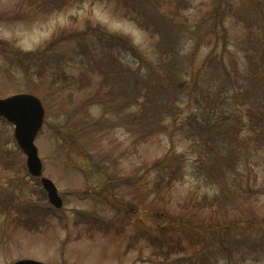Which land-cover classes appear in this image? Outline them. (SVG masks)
Returning a JSON list of instances; mask_svg holds the SVG:
<instances>
[{"label":"rangeland","instance_id":"374dc122","mask_svg":"<svg viewBox=\"0 0 264 264\" xmlns=\"http://www.w3.org/2000/svg\"><path fill=\"white\" fill-rule=\"evenodd\" d=\"M25 1L0 0V97L16 93L46 96L45 101L39 96L45 115L34 142L43 164L42 175L54 182L62 206L57 209L48 203L39 178L27 172L26 157L13 138V125L0 119V264L21 258L46 264H264V250L256 255L240 247L238 253L230 242L238 237L255 240L259 224L264 225V133L255 135L249 130L250 112L247 101H243L247 94L234 88V84L242 81L241 73L247 67L242 56L244 48L258 49L252 55L254 63L264 68V23L256 21V11L264 20V0L258 5L250 0H226L231 5L230 13L223 19L227 29L226 50H222L221 40L216 42L208 35L212 27L209 10L214 0H190L189 7L166 28L169 45L177 43L181 48L180 57L162 60L167 66L158 67L157 71L165 75L168 67L176 84L178 79L191 76L213 50L214 59L221 56L229 74L223 75L218 65L209 63L194 93L187 88L178 89L181 92L171 96L180 112L167 118L160 128L163 130L153 136L130 135L121 127H93L90 123L103 110L100 103L87 104L76 112L95 90L99 97L114 94L109 80L100 92V74L86 59L76 55L83 53L82 44L62 42L54 52L55 67L43 80L32 73L27 79V66L12 58L20 51L39 49L60 32L82 30L87 22L127 36L152 62L164 51L161 37L139 28L116 8L115 0L77 1L52 13H42L37 0L34 4ZM162 7L168 8L169 3H162ZM195 41L201 46L192 56ZM97 43L88 41L99 50ZM122 62L129 68L135 66L130 58H123ZM153 65L156 68V63ZM160 75L148 71L138 76L153 82L152 93L156 97L151 98V106L156 109L162 100ZM211 80L233 87V97L217 102V107L206 105L220 114L199 136L179 125L193 111L198 88L204 81L209 85ZM121 82L128 86L126 80ZM244 84L249 92L250 84L247 80ZM252 98L264 103L263 79ZM118 108L121 106L113 109ZM132 109L134 106L123 113L129 114ZM61 133L70 137H62ZM67 140L76 141L81 152L69 153ZM210 140L213 143L205 146ZM167 153L166 164L183 174L182 181L171 187L166 184L167 171L151 168ZM86 169L90 171L88 175L82 172ZM156 178L158 189L153 187ZM123 179L125 184L121 185ZM108 180L116 203L138 211L135 217L141 220L136 225L130 218L121 230L114 225L117 210L100 195V186ZM26 208L43 213L42 220L39 219L42 214L35 217L37 226L28 227ZM78 211L89 216L95 213L99 220L110 224V230H89L85 223L75 224ZM131 213L132 210L127 211L128 215ZM172 216L184 217L185 228L171 233L180 238V246L186 249L180 250L176 240H168L173 247L166 256L163 250L168 245H153L150 235L141 232L142 222L164 226ZM209 221L218 226L241 224L229 233H216L212 227L210 232L215 233L208 232L211 236L205 243L198 235L190 234L193 226L198 233L207 230L203 225ZM188 254L194 257L193 263L180 260Z\"/></svg>","mask_w":264,"mask_h":264},{"label":"trees","instance_id":"16d2710c","mask_svg":"<svg viewBox=\"0 0 264 264\" xmlns=\"http://www.w3.org/2000/svg\"><path fill=\"white\" fill-rule=\"evenodd\" d=\"M30 4L35 0H28ZM77 1L82 0H40L36 1L39 5L38 8L42 13H52L62 9L65 5L71 3L74 4ZM117 2L116 8L124 13V15L132 20L139 28L142 30L155 33L161 37L162 43L164 44V51L158 58L156 62H152L145 53H143L138 47H136L133 42L125 35L112 33L106 31L98 24H92L87 22L82 30L73 29L71 31L60 32L54 35L49 39L42 47L35 51L28 53L18 52L15 58L12 60L19 61L27 66L25 77L29 78L30 74L39 79L43 80L54 68L55 62V49L61 46L62 42L72 41L78 45H81L80 51L83 50V53H76L77 56H80L86 59L87 63L95 68L100 74V92L105 90V82L109 80L110 85L114 88V94L112 97L103 96L99 97L97 90L94 94L88 98L87 102L84 103L76 112H80L83 106L91 103H100L103 110L99 118L94 119L90 124L93 127H121L127 131L130 135L136 134H146V136H153L158 133L162 124L167 118H173L175 112H180L178 105L175 106L174 102H171V96L181 92L180 90L188 89L189 93H194L197 89L199 80L203 74L207 65L215 64L220 67L222 74L228 76L229 72L225 69L223 65V59L221 56H217V59H214V51L210 50L208 54L204 57L203 63L199 67L192 71L191 76L186 79H178L179 82L175 84V80H172L170 69L167 67V70L163 73L157 71L158 67L167 66L166 60L168 58L180 57L181 48L176 43L173 46L169 45V40L166 35V28L174 24L175 18L181 11L186 10L190 5V0H115ZM26 2L23 0V3ZM168 2L169 7L163 9L162 3ZM254 5H258L260 0H250ZM231 5L227 3L226 0H214V5L209 10V16L212 22L210 23L211 30L208 33L209 37H214L216 42L221 40L222 50L227 49V29L224 24V17L230 13ZM256 21L264 23V20L258 16L256 11ZM194 36L197 38V30L194 31ZM203 36V35H202ZM204 37V36H203ZM88 41L98 42L97 45L100 48L97 50L96 46H91L88 44ZM198 41V40H197ZM195 41L191 51L192 56L195 55L198 48L201 46ZM258 49H248L244 48L243 58L247 62V67L243 74L241 73L242 81L234 84V88H238L239 92H244L247 94V97L243 101H247L248 110L250 114L249 117V130L252 131L255 135L264 133V103L261 99L252 98V94L255 91V87L264 80V68L263 70L258 68L254 63V58L252 55H256ZM157 57V55H156ZM123 58H130L132 63L135 65L133 68L125 66L122 62ZM214 59V60H213ZM153 63H156V68ZM217 68V67H215ZM260 69V70H258ZM181 71V68L177 69ZM159 72L161 75L159 77L160 88L162 89V100L160 102L159 108H154L151 106V98L155 99L156 95L152 93L154 84L153 82L138 77L143 76V73L146 72ZM126 80L127 85L123 84L121 81ZM165 80L167 82H165ZM247 80L251 86L250 91L246 90L244 81ZM37 82V80H36ZM253 85V86H252ZM118 86V88H117ZM117 88V90H116ZM233 87L226 86L225 84L220 83L217 80H211L210 84L206 81L203 82V85L198 88L196 95V105L192 108L193 111H190L188 116L184 119V122L180 124V127H188L191 132L197 133L199 136L202 135V130L208 129L213 122L216 121L219 116L218 110L212 109V107H207V104L218 105L219 103L225 102L228 98H232V89ZM236 94L237 91L235 89ZM51 94V93H50ZM41 96L44 101L46 96L37 93ZM129 98L130 101H129ZM116 101H119L118 103ZM218 102V104H217ZM127 103V104H126ZM121 106L114 110V107ZM134 106L129 114H124L123 110ZM217 107V106H216ZM180 108V107H179ZM192 125H189L192 123ZM66 126H69L67 122ZM74 128V125H72ZM163 129H160L162 131ZM62 137H70L61 133ZM210 138V137H209ZM213 143L211 140L205 145ZM67 150L69 153H74L80 151L81 148H78L77 142H69L67 140ZM171 151V150H170ZM81 152V151H80ZM169 157L167 153L164 157L153 164L151 167L153 170H160L161 172H168L167 175V186L171 187L174 184L182 181L183 174L182 172H177L175 168L170 167L166 164V160ZM90 171L86 172L88 174ZM101 172V170H100ZM124 179L121 181V185H124ZM159 181L154 179L153 187L158 189ZM239 188H241L239 186ZM100 195L104 198L111 201V206L117 210L116 220L114 225L116 228L121 230L125 227L124 224L128 222L127 218H130L135 225L141 220V218H136L137 210L135 208H126L123 204L116 203L114 197V191L112 186L109 184V180L103 183L100 186ZM122 210V211H121ZM132 210L131 214H127V211ZM47 211V210H46ZM25 212L29 214L28 217V227L37 226L36 216L42 214V217H39L40 220L43 218V213L41 211L35 212L26 208ZM78 219L75 221V224L85 223L89 228H98L108 229V224L99 220L97 217L89 216L80 211ZM191 213L190 211H188ZM165 215V214H164ZM193 215V214H192ZM121 218H126L120 222ZM209 221L208 224L203 225L207 230H203L198 233L196 226L191 228L190 234L197 237H201L202 242L205 243L206 240L211 236L208 235L214 234L215 232H210V229L214 227L216 233H229L233 231L235 226L241 224L236 222L230 225H214ZM143 224L144 230L141 231L144 236L147 234L150 235V241L153 245L163 246L168 245V248L163 250V254L166 256L170 255L171 248L173 245L168 242V240H176L177 246L180 250H185L186 247L180 246V238L177 235H173L171 230L182 231L185 228V222L183 216H172V220L164 226H154L150 224ZM146 225V227L144 226ZM258 235L255 240H251L250 237H238L231 240L230 242L234 245L235 250L239 253L240 247H246L250 252L254 254H260L264 250L263 239H264V225L259 224ZM222 227H228L227 229H222ZM218 228V229H217ZM188 240V239H187ZM189 246H190V241ZM239 247V248H238ZM238 248V249H237ZM187 260L188 262H194V257L188 254L186 257H182L180 260Z\"/></svg>","mask_w":264,"mask_h":264},{"label":"water","instance_id":"95a60500","mask_svg":"<svg viewBox=\"0 0 264 264\" xmlns=\"http://www.w3.org/2000/svg\"><path fill=\"white\" fill-rule=\"evenodd\" d=\"M44 116L41 101L32 94L18 93L0 98V117L14 125L13 137L21 151L26 155V167L30 175L38 177L42 172L41 160L38 157L34 138L38 133ZM48 200L55 207L61 206V199L51 180L41 177ZM10 264H45L31 259H20Z\"/></svg>","mask_w":264,"mask_h":264}]
</instances>
